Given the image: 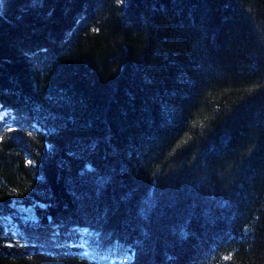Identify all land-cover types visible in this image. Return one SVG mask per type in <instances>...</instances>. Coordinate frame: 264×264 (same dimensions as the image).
<instances>
[{
    "label": "trees",
    "instance_id": "16d2710c",
    "mask_svg": "<svg viewBox=\"0 0 264 264\" xmlns=\"http://www.w3.org/2000/svg\"><path fill=\"white\" fill-rule=\"evenodd\" d=\"M0 111V264H264V0H0Z\"/></svg>",
    "mask_w": 264,
    "mask_h": 264
},
{
    "label": "snow or ice",
    "instance_id": "6c2138e0",
    "mask_svg": "<svg viewBox=\"0 0 264 264\" xmlns=\"http://www.w3.org/2000/svg\"><path fill=\"white\" fill-rule=\"evenodd\" d=\"M120 3H121V4H123V3H124V0H120ZM2 139H3V138H2V137H0V141H2ZM27 163L30 165V164L32 163V161H31V160H29Z\"/></svg>",
    "mask_w": 264,
    "mask_h": 264
},
{
    "label": "rangeland",
    "instance_id": "374dc122",
    "mask_svg": "<svg viewBox=\"0 0 264 264\" xmlns=\"http://www.w3.org/2000/svg\"><path fill=\"white\" fill-rule=\"evenodd\" d=\"M21 210H22V209H21ZM28 212H29L30 215H33V213H34V212H32V211H28ZM28 219H29V218H28Z\"/></svg>",
    "mask_w": 264,
    "mask_h": 264
}]
</instances>
